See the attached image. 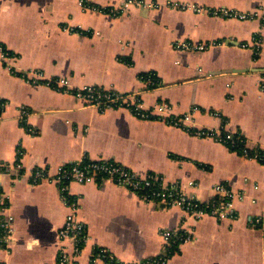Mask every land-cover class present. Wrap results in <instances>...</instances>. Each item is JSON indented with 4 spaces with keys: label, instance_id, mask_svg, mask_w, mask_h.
<instances>
[{
    "label": "crops",
    "instance_id": "obj_1",
    "mask_svg": "<svg viewBox=\"0 0 264 264\" xmlns=\"http://www.w3.org/2000/svg\"><path fill=\"white\" fill-rule=\"evenodd\" d=\"M86 1L131 4L113 16L85 9L80 0H0V43L12 53L15 69L0 60V223L11 226L8 238L0 226V264H58L61 247L72 253L73 241L61 239L60 229L74 198L87 226L80 264H91L94 247L123 262L167 256L166 229L189 238L156 264H264V163L258 158L128 108L101 111L23 76L36 69L47 77L68 76L75 86L138 92L145 109L167 102L168 114L189 115L194 129L239 132L246 147L264 150V0H143L151 6ZM183 5L259 15L227 18ZM187 39L216 45L201 51L174 46ZM146 73L161 84L153 87L142 77ZM18 148L22 171L7 172ZM82 158L157 173L202 202L216 196V184H227L235 192L234 214L196 219L112 182H72L66 201L57 182L33 176L36 168L54 174ZM191 180L199 185L188 186Z\"/></svg>",
    "mask_w": 264,
    "mask_h": 264
},
{
    "label": "built area",
    "instance_id": "obj_2",
    "mask_svg": "<svg viewBox=\"0 0 264 264\" xmlns=\"http://www.w3.org/2000/svg\"><path fill=\"white\" fill-rule=\"evenodd\" d=\"M80 4L85 9H94L99 12L109 13L110 15H119L122 11L128 9L131 2H124L120 7L107 6L100 7L89 4L86 0H80ZM136 4L141 5H153L146 1H136ZM183 7L192 8L197 11H208L213 15L227 18H239L250 19L259 15L257 11H240L232 8H205L193 5H183ZM70 31H78L75 28H68ZM257 49L260 46L261 38L259 36L254 37ZM216 45V41H194V40H180L176 41L174 46L177 49L189 50V51H201L210 46ZM248 45L244 43L243 46ZM12 53L0 43V60L3 61L7 68L15 71L14 64L12 62ZM29 82L33 84H43L48 87H52L62 93L73 95L75 98L83 101L87 106L98 108L101 111L108 109L128 108L134 114L141 118H152L163 120L169 124L183 127L189 132L204 137H212L216 141L228 144L232 139L234 133L226 131L222 132L219 129L213 128H192L187 122L190 118L189 115L178 117L168 114L171 109L167 102H161L150 109L143 107L141 94L138 92L133 93H121L113 88H105L98 85L87 84L82 86H75L71 83L68 76L47 77L44 72L33 69L26 72L23 75ZM151 84L155 81L152 77L144 78ZM4 107V103L1 104V108ZM22 115L26 122V115L28 114L26 109L22 108ZM156 114V115H154ZM29 130L35 133V130L29 127ZM240 134V133H239ZM233 142V140H232ZM264 154V150L260 149ZM242 153L249 154L247 148L242 149ZM260 153L256 151L252 157L258 158ZM22 156L23 151L18 148L17 156L12 164H6L5 170L11 172L16 170L19 174L22 171ZM86 158V157H85ZM85 158L72 161L69 163L61 164L54 174L48 172L43 168H36L33 172V176L36 181L46 179L57 182L62 190L64 199H68V190L72 182L76 183H100V182H112L117 185H123L137 192L142 198L146 200H159L165 203L167 206H177L182 208L187 214L196 219L205 215H214L218 218H225L227 216H233V199L235 196L234 190L227 184L218 183L214 186L216 196L208 201L202 202L193 197L188 196L184 190L183 185L178 182H167L162 175L150 172L146 175H140L126 165L111 161V160H87ZM199 185L197 181H189L188 186L195 187ZM69 211L66 215L65 221L60 229L61 239H71L73 241V252L68 253L65 247H61L58 256V264H80L78 257L82 251L84 242L87 239V226L78 218L79 200L78 198L67 201ZM0 226L3 229L2 237L8 238L11 231V226L8 221H2ZM164 246L163 251L167 256L159 255L158 257L148 258L142 262H123L115 257L108 249L104 247H94L91 255V264H96L98 261H102L104 264H156L165 263L167 260L172 243L177 241L186 240L189 236H184L174 230L166 229L163 231Z\"/></svg>",
    "mask_w": 264,
    "mask_h": 264
},
{
    "label": "trees",
    "instance_id": "obj_3",
    "mask_svg": "<svg viewBox=\"0 0 264 264\" xmlns=\"http://www.w3.org/2000/svg\"><path fill=\"white\" fill-rule=\"evenodd\" d=\"M150 76L152 77V80L155 81V83L152 84L153 87H157L161 84L160 79L157 78V76L154 73H146V74L142 75L143 78H148ZM1 101L2 100H0V103H1ZM232 140H233V142H232ZM228 145L231 149L240 150V151H242L243 148H247L249 151V154H248L249 156H252L254 153H256V151H258L260 153V155L258 156V159H259V161L264 163V154L261 153V150L260 149L252 150V149H249L248 147H246L245 139L241 134L234 133L232 139L228 142ZM178 243H179V241L172 243V247L170 248L169 255L173 254L177 250Z\"/></svg>",
    "mask_w": 264,
    "mask_h": 264
}]
</instances>
